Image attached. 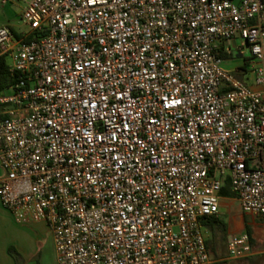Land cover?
<instances>
[{
  "label": "built area",
  "instance_id": "obj_1",
  "mask_svg": "<svg viewBox=\"0 0 264 264\" xmlns=\"http://www.w3.org/2000/svg\"><path fill=\"white\" fill-rule=\"evenodd\" d=\"M21 17L0 28L1 205L47 226L57 264H214L203 222L227 182L264 215V0H27ZM244 48L251 86L221 68ZM226 251L247 257L249 235Z\"/></svg>",
  "mask_w": 264,
  "mask_h": 264
},
{
  "label": "rangeland",
  "instance_id": "obj_2",
  "mask_svg": "<svg viewBox=\"0 0 264 264\" xmlns=\"http://www.w3.org/2000/svg\"><path fill=\"white\" fill-rule=\"evenodd\" d=\"M27 0H12L7 2L6 4H2L0 0V28L7 27L12 31H25L27 29L26 25L22 20V9L25 6ZM241 42L238 40L235 44L239 45ZM234 45H230L233 48ZM234 51V50H233ZM244 56L237 57L235 53L232 55L222 56L221 68L243 81L245 84L251 86L252 82V73L250 71V65L243 67V60H247L249 58V51L244 48L243 49ZM6 64L11 65V59L9 57H5ZM242 66L245 70L243 73H237L236 68L238 66ZM5 95L11 94L10 89H5L3 92ZM2 172L0 171V175ZM221 202L225 203V208H220L218 218L223 220L227 226L230 227V230L233 229L232 233L243 230L245 231V227L241 220V211L239 209L238 202L233 199H220ZM254 215H244V219L249 227L250 234L253 237L254 243H257V248L263 250L264 249V217H251ZM253 221L258 223L257 225H253ZM246 232V231H245ZM229 234H219L216 233L215 236L207 231L206 239L209 242V252L214 260H220L218 264H241V260H229L228 254L226 251V242L228 240ZM256 263L264 264V254L256 257Z\"/></svg>",
  "mask_w": 264,
  "mask_h": 264
},
{
  "label": "crops",
  "instance_id": "obj_3",
  "mask_svg": "<svg viewBox=\"0 0 264 264\" xmlns=\"http://www.w3.org/2000/svg\"><path fill=\"white\" fill-rule=\"evenodd\" d=\"M235 41H230L228 45H235ZM244 67V64H243ZM245 70L242 66L236 68L237 73H243ZM220 199H233L235 197H219ZM219 199V211L220 208H225V203ZM241 220L245 227H248L244 214L241 213ZM264 217V215L251 216ZM215 217H218L215 216ZM258 223L253 221V225ZM264 225V223H263ZM206 228V227H205ZM249 229V227H248ZM205 232V238L207 233ZM233 229L227 226L226 233L238 234L245 232L243 230L232 233ZM247 233V232H245ZM248 234V233H247ZM249 238L251 245V253L241 260V264H259L256 263V257L264 254V249H258L257 243H254L253 237L250 234ZM207 241V239H206ZM220 260H214V264H218ZM0 264H57L56 252L51 238V234L47 226L43 222H33L29 224L17 223L8 210H6L0 203Z\"/></svg>",
  "mask_w": 264,
  "mask_h": 264
},
{
  "label": "trees",
  "instance_id": "obj_4",
  "mask_svg": "<svg viewBox=\"0 0 264 264\" xmlns=\"http://www.w3.org/2000/svg\"><path fill=\"white\" fill-rule=\"evenodd\" d=\"M15 74L10 72L9 66L6 64L5 56H0V94L14 82ZM219 197H233L232 193L229 191L228 182L223 186L218 192ZM203 225L207 228L209 233L215 236L216 233L226 234L227 225L226 223L218 217H209L204 222ZM246 232L249 234V229L246 226ZM209 242L206 241L207 249L209 251ZM210 253V252H209ZM211 255V254H210Z\"/></svg>",
  "mask_w": 264,
  "mask_h": 264
}]
</instances>
